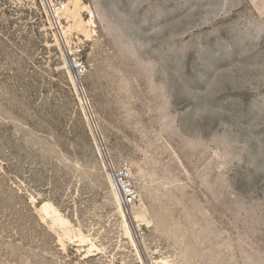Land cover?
I'll return each instance as SVG.
<instances>
[{
	"label": "rangeland",
	"instance_id": "rangeland-1",
	"mask_svg": "<svg viewBox=\"0 0 264 264\" xmlns=\"http://www.w3.org/2000/svg\"><path fill=\"white\" fill-rule=\"evenodd\" d=\"M0 264H264V0H0Z\"/></svg>",
	"mask_w": 264,
	"mask_h": 264
},
{
	"label": "built area",
	"instance_id": "built-area-1",
	"mask_svg": "<svg viewBox=\"0 0 264 264\" xmlns=\"http://www.w3.org/2000/svg\"><path fill=\"white\" fill-rule=\"evenodd\" d=\"M72 69L76 76H83L86 73V65L79 60L72 63ZM108 170L121 204L124 207L133 205L137 200L138 194L132 182L130 168L126 166H117L112 162L108 164Z\"/></svg>",
	"mask_w": 264,
	"mask_h": 264
},
{
	"label": "bare ground",
	"instance_id": "bare-ground-1",
	"mask_svg": "<svg viewBox=\"0 0 264 264\" xmlns=\"http://www.w3.org/2000/svg\"><path fill=\"white\" fill-rule=\"evenodd\" d=\"M120 201V200H119Z\"/></svg>",
	"mask_w": 264,
	"mask_h": 264
}]
</instances>
